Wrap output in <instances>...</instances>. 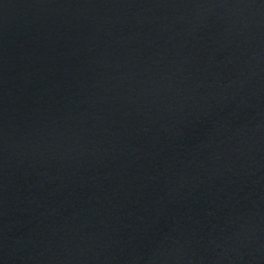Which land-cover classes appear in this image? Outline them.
<instances>
[{"label":"water","instance_id":"water-1","mask_svg":"<svg viewBox=\"0 0 264 264\" xmlns=\"http://www.w3.org/2000/svg\"><path fill=\"white\" fill-rule=\"evenodd\" d=\"M0 264H264V0H0Z\"/></svg>","mask_w":264,"mask_h":264}]
</instances>
